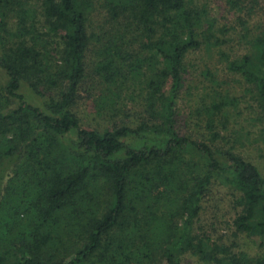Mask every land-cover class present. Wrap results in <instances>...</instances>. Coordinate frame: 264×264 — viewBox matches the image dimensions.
Listing matches in <instances>:
<instances>
[{
  "label": "trees",
  "instance_id": "trees-1",
  "mask_svg": "<svg viewBox=\"0 0 264 264\" xmlns=\"http://www.w3.org/2000/svg\"><path fill=\"white\" fill-rule=\"evenodd\" d=\"M226 3L236 17L221 23L211 0H0V264H264V174L239 151L264 147V0ZM204 44L244 81L258 132L236 128L255 107L214 67L198 129L182 123L187 58ZM83 100L98 127L83 125ZM217 184L241 193L234 233L258 236L257 254L198 229Z\"/></svg>",
  "mask_w": 264,
  "mask_h": 264
},
{
  "label": "rangeland",
  "instance_id": "rangeland-1",
  "mask_svg": "<svg viewBox=\"0 0 264 264\" xmlns=\"http://www.w3.org/2000/svg\"><path fill=\"white\" fill-rule=\"evenodd\" d=\"M231 5H227L226 0H211V14L214 17H217L221 23H227L232 21L234 16L233 12H229ZM256 18L264 17V9L259 5L257 7ZM13 20L10 19V26L13 27ZM90 29H92L93 34L97 35L102 28V16L100 8H97L92 12L89 21ZM97 38L94 36L92 43L96 46ZM214 48V47H213ZM243 43H235L234 52L243 53ZM95 58V56H94ZM97 60V59H96ZM95 60V61H96ZM225 62H220L218 56L215 53V48L212 49L209 44H204V46L199 50L192 52L187 58V68L188 73L186 74V83L184 91L182 92V97L179 101V105L182 108V123L184 126L188 127L187 131L191 132L197 130L196 121H194V116L189 118L193 110V106L196 107L199 102L200 89L204 83H208L207 69L214 67L216 69V76L225 78L226 86L225 88H232V91L239 95L240 106L245 110L246 106L253 104L255 107V113L251 110L243 111V123L237 124V129H242L241 133L257 131L259 128V122L256 127L255 124L251 123V118L260 112L259 107L256 102H253L249 93H244V86L246 87L244 81H240V78L227 73V70L224 66ZM1 81H4V76L0 73ZM139 89V88H138ZM133 92V107H139V100L141 94L139 90ZM245 94V95H244ZM128 97V96H127ZM129 99V98H128ZM126 100V102L128 101ZM91 100H83L80 107L82 123L86 127H98L103 123L102 119L96 114V109L94 104L90 103ZM188 106V107H187ZM250 109V108H248ZM254 110V109H252ZM135 110L133 109V112ZM136 111H139L137 109ZM253 125V126H252ZM239 151L249 160L254 162L264 174V147H262L261 142L254 141L253 143H248L246 146H240ZM10 170H8L9 173ZM5 198L3 202L9 199L8 193L4 194ZM240 197L241 193L231 189L230 187L217 184L211 190V194L204 202V210L201 215L200 222L197 224L198 229L201 227L203 231L211 230L219 241H223L226 244L231 245L233 242L238 244V249L247 252L248 254L254 255L257 254L260 250V238L258 236H252L247 233H238L235 234L233 220L237 211L240 208ZM135 202H132L134 204ZM9 230L12 238L15 233L22 227L18 221L15 223L11 222ZM1 237L4 235V229L0 225ZM221 237V238H220ZM220 238V239H218ZM223 238V239H222ZM70 241L72 244H77L80 242V239L75 236V233L70 235ZM4 241H1V245ZM181 264H210L195 254L184 253L180 257ZM133 264V260L132 263ZM160 264V263H155Z\"/></svg>",
  "mask_w": 264,
  "mask_h": 264
}]
</instances>
